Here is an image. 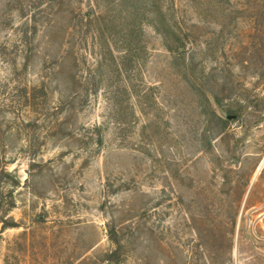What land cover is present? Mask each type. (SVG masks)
<instances>
[{"label":"rangeland","instance_id":"obj_1","mask_svg":"<svg viewBox=\"0 0 264 264\" xmlns=\"http://www.w3.org/2000/svg\"><path fill=\"white\" fill-rule=\"evenodd\" d=\"M132 2L0 0V264H264V0Z\"/></svg>","mask_w":264,"mask_h":264},{"label":"trees","instance_id":"obj_2","mask_svg":"<svg viewBox=\"0 0 264 264\" xmlns=\"http://www.w3.org/2000/svg\"><path fill=\"white\" fill-rule=\"evenodd\" d=\"M130 1H133L131 4H133L135 6V8H139V10L136 12V15H135L137 18H139L141 16L139 14H142V9L145 7V5L150 4L151 13L153 15L152 23H153V26L156 28V30L161 31V28H162L161 26H163V24H164L163 21H165L166 25L170 24V23H168V19L166 18V14L164 13L163 8H161V6H160L161 0H121V4L124 5ZM172 35L174 36V38L173 37L170 38V40H172V42H168V44H172V45H169L170 46L169 48H170V50L176 52V54H177L176 57L180 58L181 55L182 54L184 55V52H185V39L181 38L179 35L178 36H176L174 34H172ZM167 36L165 38L168 41L169 38ZM182 58L184 59L183 56H182ZM44 92H45V95H47L46 91H44ZM35 96H36V94H34V97ZM38 96H39V94H38ZM207 101H208V98H207ZM221 120L226 121L224 118H221ZM6 178L14 179L17 182V178L14 176V174L12 172L7 171L6 168H2L0 170V183L6 182V180H7ZM4 224H6V226H8V227L16 226V223H9V222L7 223V221ZM109 237L116 244V246H118V248L121 247V240L118 237L116 229H114V228L110 229ZM115 254H117V251L113 252V256H115Z\"/></svg>","mask_w":264,"mask_h":264}]
</instances>
